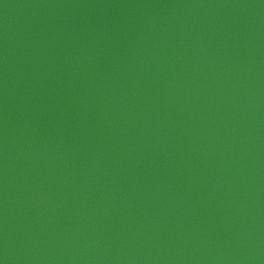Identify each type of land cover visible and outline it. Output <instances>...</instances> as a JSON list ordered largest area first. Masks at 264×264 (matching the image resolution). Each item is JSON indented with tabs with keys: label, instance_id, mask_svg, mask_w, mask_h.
<instances>
[{
	"label": "water",
	"instance_id": "95a60500",
	"mask_svg": "<svg viewBox=\"0 0 264 264\" xmlns=\"http://www.w3.org/2000/svg\"><path fill=\"white\" fill-rule=\"evenodd\" d=\"M0 264H264V0H0Z\"/></svg>",
	"mask_w": 264,
	"mask_h": 264
}]
</instances>
